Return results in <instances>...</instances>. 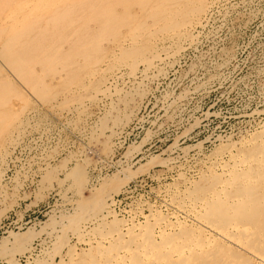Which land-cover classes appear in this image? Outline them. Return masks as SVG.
Wrapping results in <instances>:
<instances>
[{"label":"bare ground","instance_id":"1","mask_svg":"<svg viewBox=\"0 0 264 264\" xmlns=\"http://www.w3.org/2000/svg\"><path fill=\"white\" fill-rule=\"evenodd\" d=\"M214 1L0 0V161L25 134L29 115L37 108L51 115L77 112L80 121L103 96L113 105L90 136L105 154L110 149V137L104 133L108 122L119 125L131 114L122 117L120 112L134 108L127 90L110 85V75L127 68L134 77L143 65L149 77L162 54L170 57L183 41L193 39L192 27L202 23ZM244 140L215 150L208 169L172 195L171 214L150 206L149 212L141 210L142 221L134 213L120 218L114 209L113 194L122 178L104 181L85 195L89 178L75 164L66 178L72 179L68 186L80 198L74 212L60 216L65 224L54 251L60 253L68 245V232L88 247L69 244L66 261L36 258L27 264H264V129ZM224 150L230 152L229 160L220 158ZM46 173L53 180V173ZM92 221L90 230L87 223ZM35 235L10 232L0 242V253L11 251V243L27 251L26 243Z\"/></svg>","mask_w":264,"mask_h":264},{"label":"rangeland","instance_id":"2","mask_svg":"<svg viewBox=\"0 0 264 264\" xmlns=\"http://www.w3.org/2000/svg\"><path fill=\"white\" fill-rule=\"evenodd\" d=\"M209 8L202 23L192 27L195 37L183 41V47L170 57L162 54L149 77L143 65L134 77L127 68L110 75L114 81L109 84L127 90L134 108L120 112L122 117L131 114L118 127L108 122L104 133L110 137H105L110 149L105 154L92 143V135L98 131L99 120L111 111L109 97L100 95L101 101L90 106L92 113L80 121L77 112L58 116L37 108L29 115L27 131L0 161V242L10 232L36 237L26 243L27 251L8 244L11 251L0 253V264L34 263L36 258L59 263L68 260L69 244L88 247L68 232V245L60 253L54 251L65 224L60 216L74 212L80 198L68 186L72 179L66 178L77 164L89 178L85 195L104 181L122 178V186L113 194L114 209L120 218H132L134 213L142 221L141 210L149 212L150 206L171 214L172 195L208 169L217 148L238 145L264 129V0H216ZM79 122L83 129L75 127ZM227 151L220 154L221 159H230ZM46 172L53 173V180L47 179ZM54 220L55 229L50 225ZM87 225L91 230L95 223Z\"/></svg>","mask_w":264,"mask_h":264},{"label":"built area","instance_id":"3","mask_svg":"<svg viewBox=\"0 0 264 264\" xmlns=\"http://www.w3.org/2000/svg\"><path fill=\"white\" fill-rule=\"evenodd\" d=\"M24 228V227H23ZM18 229H20V227H18Z\"/></svg>","mask_w":264,"mask_h":264}]
</instances>
